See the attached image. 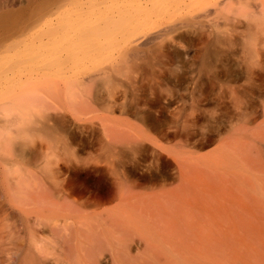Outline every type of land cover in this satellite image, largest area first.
Segmentation results:
<instances>
[{
  "label": "rangeland",
  "instance_id": "rangeland-1",
  "mask_svg": "<svg viewBox=\"0 0 264 264\" xmlns=\"http://www.w3.org/2000/svg\"><path fill=\"white\" fill-rule=\"evenodd\" d=\"M189 1H1L5 12L19 16L4 39L6 91L30 89L39 97L26 105L27 112L17 115L24 117L19 122L0 119V264H22L35 241L46 245L52 241L48 260L32 249L38 264H62L61 239L54 241L44 225L32 227L16 199L19 180L29 170L36 171L38 163L48 168L63 159L78 164L76 171L82 174L108 180L111 173L102 164L93 166V158L113 160L117 172L124 167L144 170L148 166V170L152 161L155 166L148 140L137 147L118 144L108 139L104 126L111 123L149 138L200 145L225 137L244 121L261 118L264 0H233L217 8L210 3L206 14L193 11ZM118 5L126 6L124 10L148 6L122 25L124 33L130 32L127 38L138 39L151 31L159 35L140 44L138 40L137 50L126 56L119 47L124 40L121 31L120 38L105 41L106 46L92 57L83 58L76 47H63L69 32L92 27ZM75 52L79 55L73 56ZM9 157L25 165L22 178L15 174L18 183L2 163ZM169 161L157 164L155 171L175 174L176 167Z\"/></svg>",
  "mask_w": 264,
  "mask_h": 264
},
{
  "label": "bare ground",
  "instance_id": "bare-ground-1",
  "mask_svg": "<svg viewBox=\"0 0 264 264\" xmlns=\"http://www.w3.org/2000/svg\"><path fill=\"white\" fill-rule=\"evenodd\" d=\"M1 1L0 119L19 122L23 115L19 119L17 115L26 111V105L39 96L30 89L6 91L4 39L12 32L19 16L17 12H5ZM228 1L234 2H189L193 11L206 14L210 12V5L217 8ZM119 6L101 15L92 27L69 32L63 47L66 50L76 47L81 49L83 58L92 57L95 51L106 46L105 41L120 38L121 31L124 40L121 39L119 47L122 46V55L126 56L136 51L137 44L143 40L159 35L151 31L138 39H133L132 34V39L130 35L127 38L130 32L124 33L122 25L135 14L145 12L148 6L144 9L133 5L130 10ZM260 46L264 50V30ZM76 55L78 52L73 56ZM106 126L103 132L118 144L133 143L137 147L148 140L156 153L155 166L171 160L176 172H156L153 161L148 170V166L144 170L124 167L117 172L113 160L103 158H93L92 165L102 164L111 173L109 180L82 174L76 171L78 164L59 158L53 167L45 168L38 163L36 171L25 168L31 173H25L23 180H19L18 207L28 215L32 227L44 225L54 241L61 239L62 264H264V113L260 119L238 124L225 137L200 145L182 140L172 143L174 140L167 137L154 139L145 134L146 138L136 133L139 131L132 133V129L125 131L111 123ZM10 157L2 161L11 173L9 176L17 174L22 178L21 166L25 165L17 157ZM17 176L18 183L20 176ZM68 220L72 222L69 228ZM33 243L30 248L37 249V254L50 256L48 246L52 241L49 245ZM32 249L28 248L22 264L39 263Z\"/></svg>",
  "mask_w": 264,
  "mask_h": 264
}]
</instances>
